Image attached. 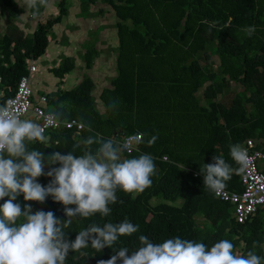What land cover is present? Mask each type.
I'll return each mask as SVG.
<instances>
[{
    "label": "trees",
    "instance_id": "16d2710c",
    "mask_svg": "<svg viewBox=\"0 0 264 264\" xmlns=\"http://www.w3.org/2000/svg\"><path fill=\"white\" fill-rule=\"evenodd\" d=\"M48 1L36 0L29 9V20L38 18ZM96 1H82L84 17L91 16ZM3 2L9 23L0 36V89H14L21 77L29 74L28 61L45 54L52 29L67 16L68 6L67 0H58L57 16L39 23L32 36H28L16 24L25 11L15 0ZM99 2L108 5L110 9L104 10L117 18L118 40L116 76L99 95L103 111L96 107L95 83L90 78L70 90L45 94L48 109L60 113L58 119L76 118L85 127L75 137L71 130L53 131L45 142L29 147L43 151L46 158L55 151L80 155L87 147L83 140L88 137L118 140L140 133L143 135L139 149L131 154L122 153V158L150 154L157 173L152 177V185L142 193L118 191V201L123 203L110 205L108 217L97 214L88 219H73L65 229L67 239L74 241L77 232L92 223L102 225L127 219L138 225L139 231L131 237H121L113 251L121 246L130 251L138 248V238L143 234L155 242L180 236L208 247L228 239L241 255L252 249L253 242H258L256 252L264 256V213L259 211L244 224L238 223L232 204L204 190L203 179L193 176V171L200 172V165L213 163L216 155L237 168L229 155L230 146L242 145L247 139L255 140L264 151V0ZM96 8L97 15L105 14L98 4ZM247 27H254L255 31L249 35ZM94 33L91 31L90 35L96 36ZM83 47L86 68L91 70L99 52L85 42ZM207 55H217L218 63L202 64ZM74 68V62L66 57L58 69L51 71L63 78ZM231 83L242 86L243 91L236 92L228 105L215 100L217 95L226 94ZM201 89L203 95L197 96ZM112 100L118 101L115 109L110 107ZM152 135L158 139L149 146L147 141ZM91 147L94 150L97 145ZM163 156L169 161H162ZM48 170L46 167L45 172ZM239 178L240 173L233 171L227 188L241 191ZM38 182L46 187L51 178L44 175ZM17 203L23 208V196ZM30 203L33 212L52 211L57 219H67L64 206L51 197L43 204ZM198 217L205 221L204 227H199ZM81 251L85 255L70 252L66 264H99L114 254L112 249L98 253L90 246Z\"/></svg>",
    "mask_w": 264,
    "mask_h": 264
},
{
    "label": "clouds",
    "instance_id": "9594fccd",
    "mask_svg": "<svg viewBox=\"0 0 264 264\" xmlns=\"http://www.w3.org/2000/svg\"><path fill=\"white\" fill-rule=\"evenodd\" d=\"M27 2L29 7L36 4V0ZM245 31L251 35L255 29L247 27ZM13 105L11 99L0 104V201L3 202L0 203V264H66L70 252L85 255L81 250L89 246L98 253L105 248L113 251L121 237L137 233L139 226L127 219L102 225L92 223L77 232L74 241L67 239L65 229L75 218L88 219L97 214L108 217L110 205L123 203L118 201V191L142 193L152 185L157 168L150 154L122 158L131 142L143 134L123 142L126 135L118 140L88 137L83 140L87 147L82 154L55 151L46 158L43 151L29 147L46 141L44 128L34 120L22 119ZM117 105L116 100L110 102L113 109ZM59 116V112L50 113L45 119L52 124ZM157 139V135H152L148 145H154ZM93 145H97L94 150ZM229 155L237 168L233 169L220 155L213 157V163L200 165L204 190L218 195L233 171L246 173L251 159L247 149L233 144ZM57 164L59 167H53ZM44 175L51 178L46 187L38 182ZM20 196L25 201L23 208L17 203ZM48 197L64 206L66 220L57 219L52 211L33 212L30 202L43 204ZM138 239V248L130 251L121 246L110 259L99 264H264V256L256 252L258 242H253L252 249L241 255L228 239H221L211 247L180 236L162 242L143 234Z\"/></svg>",
    "mask_w": 264,
    "mask_h": 264
},
{
    "label": "rangeland",
    "instance_id": "374dc122",
    "mask_svg": "<svg viewBox=\"0 0 264 264\" xmlns=\"http://www.w3.org/2000/svg\"><path fill=\"white\" fill-rule=\"evenodd\" d=\"M83 0H67L68 14L63 17L60 24L53 27L50 35L51 41L43 56L35 61H28V65L33 63L37 67V71L31 73V85L35 94H42L54 90L66 91L74 88L86 78H90L95 82L93 90V99L97 107L99 91L102 88L110 85V79L116 75V55L118 48L117 32L115 24L117 18L112 12H107L104 9H110L106 4L96 1L92 7L91 16L84 17L81 13V5ZM19 7L25 12L19 17L16 22L17 26L24 30L28 36H32L34 30L39 23L46 22L47 19L55 17L58 14V0H49L42 14L34 20H29V5L27 0H15ZM101 3V4H100ZM3 0H0V36L1 33L8 27V9ZM105 11V14L97 15L96 10ZM10 7V6H8ZM95 31L96 36H91L90 32ZM89 48H94L99 52V56L95 58L91 70L86 68L83 54L85 49L83 43ZM114 51L116 54H114ZM201 63L207 62L218 63L217 55H207ZM68 57L74 62L75 68L65 73L63 78L57 77L52 71V68H59ZM243 91V87L235 83L230 84V88L225 95H217L214 99L228 105L235 97V93ZM203 95L201 89L197 96ZM245 102H248L245 100ZM99 106V105H98ZM180 204V202L178 203ZM199 227H204L206 224L202 218L198 217Z\"/></svg>",
    "mask_w": 264,
    "mask_h": 264
},
{
    "label": "built area",
    "instance_id": "2783aa9c",
    "mask_svg": "<svg viewBox=\"0 0 264 264\" xmlns=\"http://www.w3.org/2000/svg\"><path fill=\"white\" fill-rule=\"evenodd\" d=\"M33 61V60H31ZM37 67L30 63L28 65L29 74L22 76L18 81L16 88L10 86L0 89V104H4L8 100L14 101V107L17 114L22 119H31L38 122L44 128V135L48 139L53 131L71 130L73 135H80L84 129V124L80 120L73 118L68 120H60L56 118L54 123L49 124L46 116L53 113L48 109V98L43 94H35L31 85V73L36 72ZM1 83V78H0ZM139 133L126 135L123 137L125 141L128 137L135 136ZM142 138V137H141ZM141 138L131 142L129 149L125 150L126 154L139 149ZM58 143V140L54 141ZM242 146L247 149L250 156L249 168L244 174H240L241 191H232L227 186L215 196L222 201L228 202L233 206V213L236 221L244 224L251 217L261 211L264 213V151L257 147L255 140L247 139ZM162 161H169L167 156L162 157ZM195 178L204 179L199 171H193Z\"/></svg>",
    "mask_w": 264,
    "mask_h": 264
},
{
    "label": "crops",
    "instance_id": "0c3cea01",
    "mask_svg": "<svg viewBox=\"0 0 264 264\" xmlns=\"http://www.w3.org/2000/svg\"><path fill=\"white\" fill-rule=\"evenodd\" d=\"M116 76V75H115ZM115 76H113L111 79H110V82H111V80L115 77ZM94 81V80H93ZM81 83V82H80ZM95 83V82H94ZM106 87H110V85L109 86H106ZM94 89H95V87H94ZM102 89H104V88H102ZM102 89L99 91L100 93H101V91H102ZM58 91H60V90H54L53 91V93H51L50 91H48V92H45V93H42L43 95H47V94H54V93H56V92H58ZM67 91V90H66ZM100 93H99V95H100ZM98 95V96H99ZM97 103H99V104H97V106H98V108H99V110L100 111H103V108H102V106H101V104H100V100L99 101H97Z\"/></svg>",
    "mask_w": 264,
    "mask_h": 264
}]
</instances>
